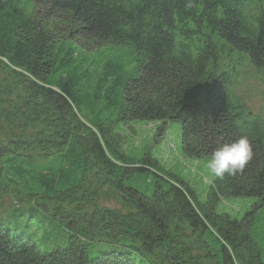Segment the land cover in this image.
<instances>
[{"label": "trees", "instance_id": "trees-1", "mask_svg": "<svg viewBox=\"0 0 264 264\" xmlns=\"http://www.w3.org/2000/svg\"><path fill=\"white\" fill-rule=\"evenodd\" d=\"M246 78L264 85V0H0V264H264ZM133 121L180 122L186 157L241 136L253 156L201 199Z\"/></svg>", "mask_w": 264, "mask_h": 264}, {"label": "rangeland", "instance_id": "rangeland-1", "mask_svg": "<svg viewBox=\"0 0 264 264\" xmlns=\"http://www.w3.org/2000/svg\"><path fill=\"white\" fill-rule=\"evenodd\" d=\"M240 83L239 88L249 94L247 97L249 107L256 113L264 112L263 83L257 78H246ZM127 126L129 141L150 147L151 154L156 158L160 170H167L181 176L195 188L201 199L205 198L207 185L214 178L207 170L209 158L194 159L182 154L180 122H167L160 131L158 129L160 125L156 121H133ZM251 200L252 198L246 197L227 198L219 201L216 209L239 217L243 212L239 213L242 206L245 202L250 203ZM108 205L113 207L116 203L110 202Z\"/></svg>", "mask_w": 264, "mask_h": 264}, {"label": "clouds", "instance_id": "clouds-1", "mask_svg": "<svg viewBox=\"0 0 264 264\" xmlns=\"http://www.w3.org/2000/svg\"><path fill=\"white\" fill-rule=\"evenodd\" d=\"M252 156L253 149L249 139L247 136H241L217 147L210 154L207 170L218 179H222L226 174L236 175L243 171Z\"/></svg>", "mask_w": 264, "mask_h": 264}]
</instances>
